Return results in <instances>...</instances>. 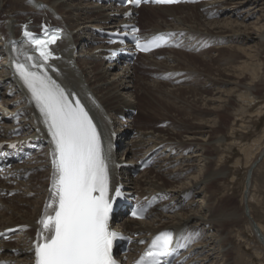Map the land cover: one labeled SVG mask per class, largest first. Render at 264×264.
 Returning a JSON list of instances; mask_svg holds the SVG:
<instances>
[{
    "label": "bare ground",
    "instance_id": "1",
    "mask_svg": "<svg viewBox=\"0 0 264 264\" xmlns=\"http://www.w3.org/2000/svg\"><path fill=\"white\" fill-rule=\"evenodd\" d=\"M192 7L197 6L142 7L144 10L151 11L152 14L158 12L156 15L158 20H155V17L150 18L151 24L152 22L156 24L150 26L152 29L149 36L157 32H170L172 36H175L174 40L182 38V41L170 51H166V54L162 50L147 57L149 62L145 66L154 71L152 79L148 82L126 71L119 72L116 68L108 69L107 66H103L99 63L101 60L91 53L95 49L86 51V54L82 55L84 57H81L84 59L74 57L72 51L75 45L88 37L90 29L98 27L104 21L105 8L87 4L86 0H0V58L6 65L0 64V97H2L0 104L3 106L0 111V122L3 118L7 120L8 116L20 114L22 138H32L42 148L28 164L16 170L20 177L32 172L28 182L21 181L16 187L23 192L17 199L18 203L14 202L13 206L5 205L0 199V232L18 226L29 228L20 231L15 237L14 244L0 245V250L4 251L0 260H6L9 264H34L38 221L49 193L52 167L50 151L48 146H45L48 135L44 129V118L15 67L16 63L27 64L30 68L34 64L33 60H28L29 56L22 51L27 45L19 39L18 25L26 21L40 32L41 26H38L36 21L41 22L43 18H46L66 29V40L57 48L64 54V58L55 64L60 71L54 74V77L66 86L71 94H74L73 99L78 96L87 102L101 124L102 133L107 140L126 145L124 155L126 154L128 162L140 160L148 155L157 160L153 175L150 174L152 170H148L137 180L130 181V190L134 191L140 200L152 197L161 200L158 207L149 215L153 216L154 220L151 222L126 220L120 228L130 230L133 235H139V241L151 239L164 231L177 234L176 243L187 245L177 247V250L182 253L181 260H185L184 264H237L232 256L233 251L229 249L231 238L225 234V229L228 227L237 229L242 215L235 208L225 206L221 210L223 203H216L210 195L214 184L225 179L223 177L227 172L223 165L220 168H214L217 163H214V156L210 155V152H219L221 141L215 143L211 140V136L207 135L220 131L215 130L218 128L213 127L208 121L201 120L205 116L201 112V106L204 105L206 112H211L212 116L216 114L223 118L227 111H235V103L240 104L238 106L241 110L239 109V113L236 114L237 117L231 128L233 132L225 136V142L234 138L236 134L238 137L236 128L243 126L242 118L251 114L253 106L258 104L260 108L256 113L263 115L264 100L260 97V91L264 85L261 80L259 81L260 68L263 65L258 63L259 54L255 46H250V43L258 41L259 44H257L264 49V24L258 28L256 34L258 37H256L250 32L251 27L245 23L256 14L260 17L258 22L264 21V0H207L201 6L199 5V11L196 14L186 11V8ZM229 14L236 19L220 20V17ZM240 19H242L241 22ZM213 45L217 47L214 49H227L233 54L236 53L233 67L220 71L211 65L223 61L210 56L209 52L212 49L209 46ZM176 48L180 50L175 51ZM188 50L198 57L203 54L207 56L208 63L205 59H202L200 63L211 70L198 69L196 63L191 62L193 58H187ZM158 56H163L162 60L159 61ZM241 59L245 61H240ZM218 71L220 73L217 75ZM191 72H200L201 77H205V83L198 84L199 87L186 89L187 84H190ZM161 77L164 81L159 80ZM192 83L195 82L192 81ZM142 85L148 92L151 90L164 96L160 100L149 97L150 101L146 103L148 102L151 110L163 113L162 116L160 115L162 119L171 120V127L163 130H147L139 124L136 117L133 118L130 132L122 133L117 126L118 115H122L125 109L138 110V116L141 112L143 113L144 108L139 103L144 102L145 97L143 101L141 96H136L134 93V90ZM166 85H169V88H166ZM209 86L211 90L208 92ZM170 87L173 88L170 89ZM207 93L211 94L210 98L208 96L203 98V95ZM190 94L193 98L200 97V100L197 102V99L193 101L186 99ZM219 94H227L225 96L227 100L221 102L214 99V96ZM11 95H14V99L9 100ZM153 104L156 105L151 107ZM178 104H183L182 108H189V113H184L185 110L182 111ZM2 112L5 113L4 117ZM172 112L183 119H173L174 117L170 119L169 114ZM165 113H167L166 116ZM186 122L189 124L187 125ZM13 127L12 121L3 126L5 130ZM110 129L113 130L111 133ZM116 132L121 134L120 138L113 139ZM9 140L5 133H0V143ZM234 140L232 144H226L231 151L237 139ZM258 154L264 160V141ZM202 164H205L203 168ZM197 169L203 172V178H197L194 175ZM20 170H22L21 174ZM115 174L116 178H119L118 173ZM182 176L185 179H182ZM254 183V172H252L249 185L245 184V190L248 189L244 191V194L245 192L247 194L244 195L245 210L246 207L250 209L248 201L253 203L250 193ZM261 188L264 189V184H261ZM262 190L260 193L263 201L254 203L256 206L254 210L259 217L264 216V190ZM30 194H33V197ZM8 201L12 200L8 199ZM168 207L169 212L165 213L164 209ZM247 218L250 222L249 226L252 228L254 221L264 237V227L255 221L251 212ZM198 228L203 229L201 236H197ZM189 233L195 235L190 240H185L184 237ZM256 238L264 248L257 235ZM188 246L194 249L189 252ZM134 247L136 251L143 249L138 245L133 246L132 249ZM15 251L19 252L18 256H14Z\"/></svg>",
    "mask_w": 264,
    "mask_h": 264
},
{
    "label": "snow or ice",
    "instance_id": "2",
    "mask_svg": "<svg viewBox=\"0 0 264 264\" xmlns=\"http://www.w3.org/2000/svg\"><path fill=\"white\" fill-rule=\"evenodd\" d=\"M141 2L127 0L136 6ZM155 2L173 4L178 0ZM23 35L35 45L43 61L53 57L49 45L56 43L58 33L49 36L45 27L43 39L27 30ZM167 42L168 37L161 34L144 43L137 39L136 46L147 52ZM27 59L34 58L29 56ZM15 67L42 113L54 143L52 188L45 213L38 222L35 264H116L112 248L119 235L110 230L109 220L121 191L117 188L110 196L107 158L92 117L80 100L71 99L74 94L61 87L46 70H32L44 69V63H34L32 68L16 63ZM48 209H53V214H48ZM146 211L133 212V216L142 219ZM194 235L189 233L184 239L190 240ZM173 245L174 234L161 232L151 241L138 264H167L165 258L172 256L176 247L187 246Z\"/></svg>",
    "mask_w": 264,
    "mask_h": 264
},
{
    "label": "rangeland",
    "instance_id": "3",
    "mask_svg": "<svg viewBox=\"0 0 264 264\" xmlns=\"http://www.w3.org/2000/svg\"><path fill=\"white\" fill-rule=\"evenodd\" d=\"M199 6L195 7V8H186L187 12H189L190 14H196L199 11ZM179 10V9H177ZM191 10V11H190ZM193 11V12H192ZM158 14V12H152L149 10H144L141 11V22L142 25L145 29L150 28V26H153L156 24H154L152 22L151 24V20L150 18H154L155 20H158V18H156V15ZM259 14H256L254 17H250L251 19L247 20L245 25H247L248 27H251L250 32L253 33V36H256V34L258 33V28L261 27V25L264 24V21L262 22H258V20L260 19V17L258 16ZM199 17V16H198ZM259 18V19H258ZM198 19V18H197ZM214 19V18H211ZM222 19H227L230 21H233V19H236L235 17L229 15H224L223 17H220V20ZM215 20V19H214ZM217 20V19H216ZM242 19H240L241 22ZM258 37V36H256ZM258 41H252L250 43V46H255V49L257 50V54L258 55V63H260L261 65H263L260 69H261V74L259 75L261 82H263L264 85V49L259 46ZM219 47V46H218ZM210 49H212L209 53L211 57H214L215 59H222V62H219L218 64L214 63L211 64L212 66H215V69H219L221 70H225L226 68H231L233 67V60H234V56L236 53H232L230 50L227 49H214L217 48L216 46H209ZM192 51H189V54L187 57L189 58H193V60L191 62H195L196 66L198 67V69H204L206 71H210L211 68L207 67V66H202V64L200 63L202 59H205L206 62L208 63L209 60H207V56H205L204 54L202 56H197V55H193ZM193 55V56H192ZM195 57H197L195 59ZM195 59V60H194ZM240 61H245V60H240ZM147 61L144 59L140 60V64L137 65V72L136 75L137 77H139V79H143L144 81H148L150 82V79H152V73L154 72L151 69H147L144 68V64ZM216 64V65H215ZM257 64V61H256ZM210 65V64H209ZM221 66V67H220ZM1 72V71H0ZM191 76L189 78V83L187 84V86L185 87L186 89H190V88H195V87H199L200 84L205 83V77H201V73H193L191 72ZM220 72H217V75ZM192 81H194L197 86H195V83H192ZM153 83V82H151ZM199 84V85H198ZM186 85V84H185ZM143 87H145L144 85L140 86L139 88L135 89L134 93L136 94V96H141V100H143L145 97V103L144 102H140L139 105L144 108L143 109V113L141 112L140 115L138 116V121L139 124L141 126H143L144 129L147 128V130L149 129H155V130H163V129H168L171 123V120L167 121L165 119H162L160 117V115L162 116L163 113L160 112H156L153 111L149 108L148 106V102L146 103V101H150L149 97L152 99H162L164 98V96L160 95L157 92H152L151 90L148 92V90H145ZM166 88H169V85H166ZM165 88V89H166ZM173 87H170V89H172ZM228 89H232V88H228ZM211 90V87L209 86V90L208 92ZM145 92V93H144ZM148 92V93H147ZM238 92H236L237 94ZM143 94H145V96H142ZM215 94V93H214ZM194 95V94H193ZM219 94L218 96H214V99H218L221 102H223V100H227V98L225 97L227 94L222 95ZM135 96V97H136ZM192 94L187 95L186 99H191V101L197 99L200 100V97L195 96V98L191 97ZM208 96L210 98L211 94L207 93L203 95V98ZM207 97V98H208ZM260 97H262V99L264 100V87L261 89L260 91ZM201 98V99H203ZM155 99V100H156ZM178 101V100H177ZM156 104H153L154 107ZM235 111H227L224 115L223 118L219 117L216 114H213L214 116H212L209 112H206V109L204 108V105L201 106V112L203 113V116L201 120L204 121H208L209 124L213 125V127L215 126L220 132L217 133H211L208 134L207 136H211V140L215 141V143H217V141H221V144H219L220 147V151L219 152H210V155L214 156V163H217L214 168L218 167L220 168L221 165L224 166L225 170H226V174L224 175L223 178L225 179H221L218 181L217 184H214V188L211 189V194L215 200L216 203H223L221 205V210L223 207H229V208H235L237 211L239 210L241 212V221L239 223V227L236 229L232 228V227H228L225 229L226 231V235H228L231 238V245L229 246V249H231L232 252V256L235 259V261L237 262V264H264V248L263 246L257 241L256 236L253 233V230L251 228V226H249V219L247 218L248 215H246V210H245V197L244 195V191H245V184H246V180H247V175L248 172L251 168H253L254 164L257 162L258 159H260L262 156L258 154V152L260 151L261 147H262V143L264 141V111H263V115H258L257 109L260 108V106L257 104L255 106H253V108L251 109V114L247 115L246 118H242V127H238L236 128V133H238V137L235 135L234 138H231L230 140L226 141L224 140L226 135H230L233 131L231 130L235 118L237 117L236 114L239 113L238 111H240V104L235 103ZM233 105V106H234ZM239 105V106H238ZM146 106V107H145ZM148 106V107H147ZM179 108L183 107V104H178L177 105ZM200 107V105H199ZM172 109V108H171ZM170 109V111H171ZM185 111H184V110ZM240 109V110H239ZM182 111H184V113L186 112L189 113V108L185 109L182 108ZM221 112V111H220ZM139 113V112H138ZM167 113H165L166 116ZM170 119H176L178 118L179 120L183 119V117H181L180 115H178L175 112H172L171 114H169ZM222 116V115H221ZM189 121V120H188ZM187 123V122H186ZM189 124V122L187 123V125ZM240 125V124H239ZM213 130V129H212ZM213 130V131H215ZM234 139L239 140L237 142L236 140V144L233 148V150H229L226 146V144H232V141H235ZM258 157V158H257ZM263 160V157H262ZM261 160V161H262ZM203 166H201L202 168L205 166V164H202ZM253 165V166H252ZM252 166V167H251ZM201 170V168H200ZM255 170V171H254ZM254 172V178H255V183L254 186L252 188V192L251 194V200L253 201V203H249L248 201V205H249V210L252 213L255 221L259 224L262 225L264 227V216L263 214H261L263 217H259V214H257L254 210V208L256 207L254 205V203H257V201L262 202V194L260 193V191L262 190L261 188V184H264V160L256 167L253 169ZM191 173V172H190ZM151 175H153V171L150 172ZM194 175L197 178H203V172L199 171V169H197L196 171H194ZM189 176V175H188ZM182 179H185L184 176H182ZM189 183V182H188ZM264 190V189H263ZM262 190V191H263ZM31 196V195H30ZM20 198V195L18 196H14L13 199H11L12 201H8L6 200L5 205H12L16 203H18V200ZM250 198H248L249 200ZM203 202V200L201 201V203ZM259 209V208H258ZM261 211V210H260ZM12 214V213H10ZM258 215V216H257ZM260 215V216H261ZM151 220V219H150ZM153 220V219H152ZM201 230V229H200Z\"/></svg>",
    "mask_w": 264,
    "mask_h": 264
},
{
    "label": "water",
    "instance_id": "4",
    "mask_svg": "<svg viewBox=\"0 0 264 264\" xmlns=\"http://www.w3.org/2000/svg\"><path fill=\"white\" fill-rule=\"evenodd\" d=\"M257 163H258V162H257ZM257 163H256V164H257ZM256 164H255V165H256ZM248 212H249V211H247V213H248ZM258 235L260 236L261 241H264L263 236H262L261 234H258Z\"/></svg>",
    "mask_w": 264,
    "mask_h": 264
}]
</instances>
